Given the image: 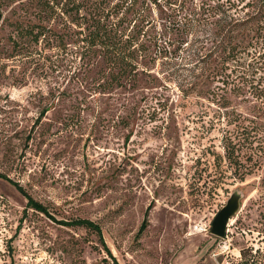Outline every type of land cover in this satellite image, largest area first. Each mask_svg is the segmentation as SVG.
Masks as SVG:
<instances>
[{
	"label": "rangeland",
	"instance_id": "374dc122",
	"mask_svg": "<svg viewBox=\"0 0 264 264\" xmlns=\"http://www.w3.org/2000/svg\"><path fill=\"white\" fill-rule=\"evenodd\" d=\"M76 1L86 7L79 16L53 23L64 36L60 47L41 43L13 55V28L0 22V173L57 220L99 224L119 264H264V65L225 105L183 98L161 64L140 69L122 87L107 85L103 58L78 48L89 32L80 16L91 11L115 21L107 12L120 1ZM156 2L138 5L160 22ZM46 107L52 109L36 124ZM225 108L241 115L231 117L238 131L219 116ZM255 125L261 127L252 133ZM227 130L241 140L256 137L253 146L238 145L243 168L250 166L244 180L225 158ZM235 192L240 210L218 238L212 221ZM27 204L0 179V264H105L96 234L59 225Z\"/></svg>",
	"mask_w": 264,
	"mask_h": 264
},
{
	"label": "trees",
	"instance_id": "16d2710c",
	"mask_svg": "<svg viewBox=\"0 0 264 264\" xmlns=\"http://www.w3.org/2000/svg\"><path fill=\"white\" fill-rule=\"evenodd\" d=\"M63 1L0 0V22L8 23L15 34L11 38L13 55L31 53L30 49L41 43L50 47H60L64 43V36L57 32L54 21L69 13L76 12L79 16L85 4L76 0ZM119 1L108 9V16L103 12L108 19L115 15V21L107 22L103 16L91 11L89 16H80L79 25L86 24L85 29L89 32L78 48L82 55L103 58L110 69L108 77L103 75L107 85L122 87L126 82L136 81L140 69L144 70L150 64H161L165 76L177 82L183 98L213 97L225 105L229 102L228 94H242L254 71L264 65V0H164L163 5L157 0L162 15L160 22L147 18L149 11L144 3ZM17 2L21 4L19 11L13 10ZM1 50L0 44V62L3 59ZM51 109L46 107L36 124ZM235 114L241 116L227 108L219 112L220 117L228 118L226 126L235 125L238 131L242 126L231 119ZM260 127H250L251 132L256 133ZM248 128L243 127L244 131ZM237 138L239 142H235ZM255 140L251 133L241 140L239 136L233 137L229 130L223 138L225 158L235 167L241 180L249 173L250 166L243 168L241 154H237L238 145L253 146ZM215 157L219 161L223 159L220 154H215ZM0 179L9 182L28 199V208L59 225L82 227L96 234L107 254L104 263L119 264L105 243L99 224L89 219L57 220L46 205L28 194L18 182L1 173ZM147 227L146 218L139 233Z\"/></svg>",
	"mask_w": 264,
	"mask_h": 264
},
{
	"label": "water",
	"instance_id": "95a60500",
	"mask_svg": "<svg viewBox=\"0 0 264 264\" xmlns=\"http://www.w3.org/2000/svg\"><path fill=\"white\" fill-rule=\"evenodd\" d=\"M242 195L239 192L233 193L227 204L219 211L211 224V234L218 238H225L227 228L232 218L236 216L241 207Z\"/></svg>",
	"mask_w": 264,
	"mask_h": 264
}]
</instances>
